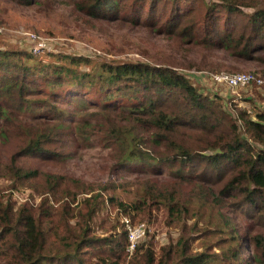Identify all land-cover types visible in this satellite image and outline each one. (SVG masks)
<instances>
[{"label":"trees","instance_id":"obj_1","mask_svg":"<svg viewBox=\"0 0 264 264\" xmlns=\"http://www.w3.org/2000/svg\"><path fill=\"white\" fill-rule=\"evenodd\" d=\"M67 1L90 18L143 25L183 45L202 47L212 60L217 58L205 65L211 70L233 68L226 62L256 64L260 70L252 72L264 77V8H253L259 0H218L185 11L180 9L182 0ZM32 57L26 50L0 48V142L15 140L11 164L3 172L6 177L31 187L41 180L46 192L60 193L65 185L76 187L73 179L42 171L34 162L19 165L18 159L57 160L61 154L54 147L70 139L71 128L74 136L84 141L89 139L86 132L101 131L108 135L107 141L117 144L119 166L134 164L172 179L169 188L155 189L147 184L143 197L149 196L155 205L164 203L173 219L179 220L188 210L178 200L177 184L193 182L198 183L199 199L251 221L258 230L241 235L231 219L221 218L229 235L226 239L237 243L227 257L236 258L237 264H264V114L253 118L239 108L236 115L229 114L218 95L201 92L171 65L138 61L102 62L103 73L93 74L55 66L46 83L60 82L56 86L60 91L68 79L75 84V89L67 92V103L56 104L62 99L59 93L52 91L47 100L45 91L34 89L25 80L26 61ZM67 59L72 64L89 61L82 56ZM12 71L20 72L12 76ZM93 86H97L99 98L84 100L80 91L90 92ZM89 104L94 105L93 110L86 111ZM31 106L38 109L34 117L43 120L35 125L21 123L19 115ZM101 113L102 121L98 117ZM92 120L97 121L94 130L89 129ZM100 197L83 199L80 214L86 221L76 228L68 222L74 194L58 218L51 211L34 212L27 204L14 209L12 203H0V264H123L128 252L126 231L122 228L97 235L87 221L105 201L113 208H122L132 223L144 221L145 216L139 218L136 213L146 201ZM45 204L47 201L42 206ZM191 240L181 234L175 264L208 263L205 252H190ZM134 253L130 264H155L154 252L146 243L138 245ZM167 259L170 255L158 264H169Z\"/></svg>","mask_w":264,"mask_h":264},{"label":"rangeland","instance_id":"obj_2","mask_svg":"<svg viewBox=\"0 0 264 264\" xmlns=\"http://www.w3.org/2000/svg\"><path fill=\"white\" fill-rule=\"evenodd\" d=\"M218 0H182L181 11L199 4L208 5ZM33 3H21L20 0H0V48H14L26 50L32 54V58L26 61L28 73L24 74L25 80L32 83L35 88H41L47 93L44 98L49 100L52 91L61 95V100L56 104L65 105L68 93L75 89V84H63L58 90L60 82L56 85L51 81L50 85L45 78L51 75L55 66H69L74 72L97 73L102 72V62L118 63L125 61L149 62L151 64H169L178 72L183 73L203 93L218 95L224 104V110L229 114L236 115V109L249 112L254 118L256 114H264V88L247 86L240 89H230L214 84L210 80L212 73L259 71L256 64H239L226 62L233 68H220L211 70L205 65L213 60L208 56L209 52L202 47L183 45L174 40L173 37L160 34L153 29L143 25H132L122 20H106L90 18L78 11L76 7L67 0H35ZM253 8H264V0H259ZM251 7H242L246 12H252ZM123 10L122 12H126ZM26 32L34 33L46 40L45 50L39 55L30 51ZM82 56L88 58V62L72 64L69 59L61 56ZM20 71H12V76ZM1 74V73H0ZM55 74V73H54ZM64 75H61L62 80ZM57 90V91H56ZM84 91V92H82ZM80 91L84 100L94 101L99 98L97 86H93L88 92ZM120 102V101H118ZM89 104L86 111L93 110ZM38 109L31 106L30 109L19 115L24 124H39L34 117ZM81 114V113H80ZM82 116V115H81ZM103 119V114L99 116ZM79 125L80 120L76 121ZM97 121L92 120L89 129L94 130ZM74 127V125H73ZM74 128L70 129V139L65 144L54 147L60 152V158L53 161L41 159H18V164L24 166L26 163L34 162L42 171L60 174L77 182L76 187L70 185L62 186L60 193L46 192L41 188V180L35 181L33 187L26 183L11 179L4 175V169L11 164V157L15 152V140L2 144L0 142V203H12L14 209L23 204L30 206L34 212L45 213L51 211L55 218L65 211V202L73 198L70 204L71 212L68 222L71 227L83 224L86 218L81 216L83 199L91 195L100 194V199L107 200L114 196L123 202H133L137 199L145 200L146 206L136 214L149 226L148 237L141 243L151 247L155 255V264L168 255L169 264H175L176 251L179 246L177 241L181 234L190 236V252H205L208 254L207 264H237V259L229 258L237 243L235 240H227L229 235L225 234L221 218L226 216L231 219V225L243 235L255 233L258 229L248 219L237 215L226 207L218 208L211 202L199 199L197 192L198 183H178L177 193L181 202L187 205L188 210L183 212L179 220L169 216L163 204L155 205L143 194L147 192L146 185L153 188H169L172 179L165 173L151 172L133 166L123 168L117 162V144L107 141L108 135L101 131L86 132L89 139L74 136ZM133 167V168H132ZM67 180V181H68ZM36 182H38L36 184ZM69 191V193H68ZM75 192V193H73ZM177 196V197H178ZM197 197V198H196ZM47 204L43 205V202ZM50 206V209L49 207ZM122 208H113L107 201L98 206L95 214L87 223L91 224L92 232L97 235H109L122 231L121 218L125 216ZM177 216V215H174ZM127 217V216H126ZM48 219V218H46ZM236 225V226H235ZM47 226V225H46ZM123 228V229H122ZM64 230V227H62ZM61 232V230H59ZM140 243V244H141ZM139 244V245H140ZM127 250V247H126ZM143 252V251H141ZM140 252V253H141ZM135 253L127 252L126 261L130 264ZM245 255L244 260L247 259ZM172 262V263H171ZM248 261L242 262L246 264ZM255 264L254 261L250 262Z\"/></svg>","mask_w":264,"mask_h":264},{"label":"built area","instance_id":"obj_3","mask_svg":"<svg viewBox=\"0 0 264 264\" xmlns=\"http://www.w3.org/2000/svg\"><path fill=\"white\" fill-rule=\"evenodd\" d=\"M26 35L30 42V51L33 54L39 55L45 50L50 51L46 46V40L44 38L30 32H26ZM210 80L214 84L230 89H240L253 85L259 88H263L264 86V77L250 71L212 73ZM121 223L127 234V251L131 254L148 237L149 226L145 222L132 223L126 216H122Z\"/></svg>","mask_w":264,"mask_h":264}]
</instances>
